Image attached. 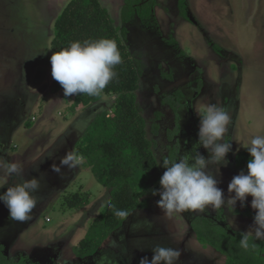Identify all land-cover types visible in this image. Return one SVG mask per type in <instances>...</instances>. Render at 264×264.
Wrapping results in <instances>:
<instances>
[{
  "label": "rangeland",
  "instance_id": "374dc122",
  "mask_svg": "<svg viewBox=\"0 0 264 264\" xmlns=\"http://www.w3.org/2000/svg\"><path fill=\"white\" fill-rule=\"evenodd\" d=\"M69 1L0 0V156L23 169L21 176L10 179L0 173V192L22 179L35 177L40 183L29 219H11L0 203V246L11 260L27 256L35 264H139L145 256L151 260L157 246L180 249V264H225L224 257L192 237L188 223L211 217L227 230L244 233L253 226L247 206L237 202L234 211L229 205L208 206L203 212L169 215L157 207L160 197L152 195L160 181L141 198L143 208L98 253L85 260L74 257L73 249L99 218L111 190L84 163L60 173L51 165L75 151L97 116L112 114L115 98L102 94L100 101L73 109L77 95L65 97L52 78L54 23ZM155 1L149 19L135 16L124 24L123 0H99L115 26L127 28L129 50L143 63L136 95L162 175V158L177 160L197 143V109L215 104L229 112L226 138L232 152L217 177L227 201L234 195L228 184L247 171L250 156L242 146L252 136L264 135V0H184L188 21L181 17L180 0ZM197 150L208 157L202 146ZM239 155H245L240 163ZM72 194L88 204L67 208L64 199ZM247 200L251 207L252 197Z\"/></svg>",
  "mask_w": 264,
  "mask_h": 264
},
{
  "label": "trees",
  "instance_id": "16d2710c",
  "mask_svg": "<svg viewBox=\"0 0 264 264\" xmlns=\"http://www.w3.org/2000/svg\"><path fill=\"white\" fill-rule=\"evenodd\" d=\"M183 4L184 0L178 3L180 14L188 21ZM155 6V0H123L121 20L124 24L135 16L147 20L153 15ZM127 33L126 27L119 29L115 26L99 0H70L55 20L51 49L56 53L72 42L101 38L114 40L118 46L122 62L115 66L116 78L99 96L78 94L74 100L73 109L99 101L102 94L116 96L112 114L97 116L84 131L82 143L76 146L75 152L85 158V167L91 169L96 181L111 190L108 200L117 209L129 212L128 219L134 211L143 208L145 201L141 198L160 181L162 172L153 153V142L147 137L146 119L136 95L143 63L130 52L126 43ZM244 157L239 155L236 161L240 163ZM87 204L88 200L79 194L64 199V205L69 209ZM247 214L252 219L255 216L249 211ZM127 219L115 217L105 203L99 218L73 249L74 257L85 260L98 253L109 236L119 230ZM190 228L202 246L211 247L224 257L225 264H264V240L254 241L259 245L255 251H245L239 246L240 232H229L207 218L194 219ZM0 264H26V261H10L0 248Z\"/></svg>",
  "mask_w": 264,
  "mask_h": 264
},
{
  "label": "clouds",
  "instance_id": "9594fccd",
  "mask_svg": "<svg viewBox=\"0 0 264 264\" xmlns=\"http://www.w3.org/2000/svg\"><path fill=\"white\" fill-rule=\"evenodd\" d=\"M121 54L114 40L75 41L69 47L53 53L50 57L51 75L63 89L65 97L86 94L99 96L117 73L115 66L121 63ZM199 117L198 141L191 152L177 160L162 158L165 169L160 178L157 207L166 214L185 211L203 212L208 206L221 209L225 205L234 206L237 202L243 207L247 197L251 196V208L255 210L253 226L241 233L239 246L245 251H255L259 245L254 241L264 240V135H254L248 144L242 147L249 153L247 171H241L228 184V192L233 194L227 201L223 190L218 187L221 167H228L227 156L232 152V143L226 138L230 114L222 106L202 105L195 111ZM203 147L208 152L205 158L197 150ZM238 151V149H237ZM235 155V153H233ZM85 158L75 151H68L60 158L59 164L53 163L51 170L60 173L83 164ZM215 166V171L210 170ZM23 169L15 162L0 156V173L5 177L21 176ZM6 182V181H5ZM39 180H21L0 192V203L7 209L9 217L16 221H25L36 207L38 200L34 195L39 190ZM106 206L112 209L115 217L127 219V210L117 209L111 200ZM182 252L178 248L157 246L152 249V258L140 259L139 264H180Z\"/></svg>",
  "mask_w": 264,
  "mask_h": 264
},
{
  "label": "flooded vegetation",
  "instance_id": "af4514ba",
  "mask_svg": "<svg viewBox=\"0 0 264 264\" xmlns=\"http://www.w3.org/2000/svg\"><path fill=\"white\" fill-rule=\"evenodd\" d=\"M157 4V3H156ZM154 11V10H153ZM196 218H198V217H194L192 220H191V222L194 220V219H196ZM199 218H201V217H199ZM205 218V217H204ZM207 219H209V220H214V219H212L211 217L210 218H207ZM191 222H190V224H191ZM216 224H218V223H216ZM218 225H220V224H218ZM190 226V225H189ZM220 226H222V225H220ZM223 227V226H222ZM190 231L192 232V235H194L195 236V234H194V232L192 231V229L190 228ZM195 238H196V236H195ZM197 240V239H196ZM32 247H34V246H31V248H27V250L28 249H32ZM0 248L3 250V253L6 255V253H5V251H4V247L3 246H0ZM203 248H209V249H212L211 247H203ZM17 250H24V249H17ZM215 253H217L214 249H212ZM217 254H219V253H217ZM220 255V254H219ZM221 256V255H220ZM6 257L10 260V261H13V262H18L19 260H21V259H24L25 261H26V264H35V263H32V262H30L29 260H28V257L27 256H22V257H20L18 260H11L7 255H6ZM223 257V256H222ZM79 260V259H78ZM54 264H56V263H54Z\"/></svg>",
  "mask_w": 264,
  "mask_h": 264
},
{
  "label": "crops",
  "instance_id": "0c3cea01",
  "mask_svg": "<svg viewBox=\"0 0 264 264\" xmlns=\"http://www.w3.org/2000/svg\"><path fill=\"white\" fill-rule=\"evenodd\" d=\"M113 96H114V95H113ZM101 98H102V97H101ZM114 98L116 99V96H114ZM99 101H100V100H99ZM9 129H11L12 131H14V129H12L11 126L9 127ZM30 129H32V127L29 126V127L26 129L27 132L30 131ZM154 146H155V145H154ZM0 155H3V156H4V153L1 151V152H0ZM244 158H245V157H244ZM87 168H88V167H85V169H87ZM160 169H161V168H160ZM157 183H159V182H157ZM157 183H155L154 185H156ZM154 185H153V186H154ZM150 188H151V187H150ZM108 197H109V196H108ZM107 200H108V199H107ZM107 200H106V201H107ZM105 203H106V202H105ZM245 205L247 206V208H248L249 211L253 210V209L250 207V204L248 203V200H246ZM237 208H238V207H237ZM251 212H252V211H251ZM252 213H253L254 215L256 214V213H254V212H252ZM205 218H210V217H205ZM250 219H251V218H250ZM191 220H192V219H191ZM191 220H190L189 223H188L189 230H190V226H189V225H190ZM251 220H253V219H251ZM223 227H225V226H223ZM226 229H227V228H226ZM228 230H229L230 232L232 231V230H230V229H228ZM191 235H192V234H191ZM192 237H193V235H192Z\"/></svg>",
  "mask_w": 264,
  "mask_h": 264
}]
</instances>
